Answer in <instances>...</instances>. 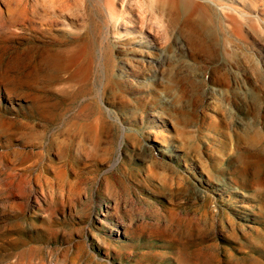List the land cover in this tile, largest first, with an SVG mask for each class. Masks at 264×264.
I'll use <instances>...</instances> for the list:
<instances>
[{
	"label": "rangeland",
	"instance_id": "obj_1",
	"mask_svg": "<svg viewBox=\"0 0 264 264\" xmlns=\"http://www.w3.org/2000/svg\"><path fill=\"white\" fill-rule=\"evenodd\" d=\"M258 1L247 13L264 20ZM41 10L29 2L37 31L0 17V264H264L261 46L236 39L238 56L206 49L195 73L116 83L108 28H47L57 8ZM66 33L92 65L81 78L39 62Z\"/></svg>",
	"mask_w": 264,
	"mask_h": 264
},
{
	"label": "bare ground",
	"instance_id": "obj_2",
	"mask_svg": "<svg viewBox=\"0 0 264 264\" xmlns=\"http://www.w3.org/2000/svg\"><path fill=\"white\" fill-rule=\"evenodd\" d=\"M30 1H35V7L39 10L49 5L57 8L55 13L58 15L49 22L47 28H82L87 25L88 19L97 29L106 28L107 30L108 28L114 35H112L114 37L113 46L117 56L113 59L109 72L112 73L111 80L116 83L117 78L121 80L153 76L169 80L180 78L186 72L195 73L196 64L203 61L199 59L200 54L206 49L214 47L228 57L238 56L235 48L236 39L242 40L252 48L261 46L258 49L264 55V26L262 25L264 20H253L247 13L249 10L258 8L261 3L258 0H0V17L8 16L9 21L6 24L8 28H17V25L20 26L19 28H29V31H37L36 28H41L36 23L35 28L32 18L29 17L31 15L28 13ZM88 5L91 6L89 11ZM35 11L37 13V10ZM24 12L25 19L22 18ZM195 16H199L206 23L204 25L195 24L193 21ZM193 28H213L214 31L204 30L196 33ZM66 35H68L64 37L66 41L45 42L37 46L36 48L40 49L39 53H41L39 62L47 66H63L64 69L65 67H76L74 77L81 78L82 73L89 71L92 65L82 58L81 47L76 50L78 46H76V41L79 40L82 43V39L73 33H66L64 36ZM224 36H227L226 41ZM36 39L38 42H43V35L36 36ZM31 47L32 45H30L32 51L28 49L31 51L29 55H32L34 49ZM110 53L111 50H109V55ZM247 67L249 71L254 72L250 66L247 65ZM51 79L48 78V80ZM156 87L162 93H175L177 89L168 82H162ZM160 105L174 106L166 99ZM228 194L231 195V193ZM252 208V206H244L247 211H253L254 208ZM106 221L107 219L104 222ZM116 231L122 232L119 226Z\"/></svg>",
	"mask_w": 264,
	"mask_h": 264
}]
</instances>
